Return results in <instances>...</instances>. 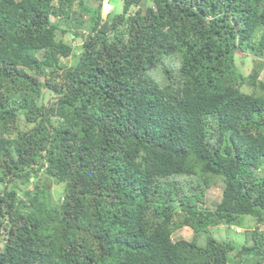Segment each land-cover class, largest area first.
Instances as JSON below:
<instances>
[{"label": "trees", "instance_id": "obj_1", "mask_svg": "<svg viewBox=\"0 0 264 264\" xmlns=\"http://www.w3.org/2000/svg\"><path fill=\"white\" fill-rule=\"evenodd\" d=\"M103 1L0 0V264H264V0Z\"/></svg>", "mask_w": 264, "mask_h": 264}, {"label": "rangeland", "instance_id": "obj_2", "mask_svg": "<svg viewBox=\"0 0 264 264\" xmlns=\"http://www.w3.org/2000/svg\"><path fill=\"white\" fill-rule=\"evenodd\" d=\"M112 4V13H119L122 9V1L121 0H110ZM105 15V14H104ZM102 15V17H105ZM86 34V32H83ZM70 39V38H69ZM80 40H77L76 42H73V50H76L75 52L78 53L80 50V43H82V38H79ZM237 61L241 62V68L245 74H248L251 71V68L253 66V56L248 53H238L236 55ZM74 58L70 57L67 60L64 58L63 61L66 62L68 65L73 62ZM260 77H264V66L261 70ZM249 91V88L245 89ZM261 170L264 171V165L261 166ZM46 186L52 188L54 197L57 195V192L60 190V186L56 185V183L52 179L45 180ZM222 186L223 182L221 179L216 178L214 181V184L207 190L206 195V206L213 208L215 203H217L221 198V192H222ZM56 198V197H55ZM243 218L242 222L239 223V231H237L236 224L227 225V224H220L216 227H212L210 229L211 233L219 240H231L235 242L236 244L243 243L245 239L249 244L252 243V239L250 238V235L246 233V230H250L253 228L254 225V219L251 216L243 215L241 219ZM252 224V226H251ZM260 229L264 232V224L260 225ZM177 235H180L181 237L190 240L192 237V231L187 228H181L179 232L176 231ZM199 242H203V237H198Z\"/></svg>", "mask_w": 264, "mask_h": 264}, {"label": "built area", "instance_id": "obj_3", "mask_svg": "<svg viewBox=\"0 0 264 264\" xmlns=\"http://www.w3.org/2000/svg\"><path fill=\"white\" fill-rule=\"evenodd\" d=\"M110 10V6L107 2H103L102 4V13L106 14L108 13Z\"/></svg>", "mask_w": 264, "mask_h": 264}, {"label": "clouds", "instance_id": "obj_4", "mask_svg": "<svg viewBox=\"0 0 264 264\" xmlns=\"http://www.w3.org/2000/svg\"><path fill=\"white\" fill-rule=\"evenodd\" d=\"M103 2H107L108 4H109V6H110V10H109V12L108 13H106L105 15H104V13H102V5H101V15H104V16H106L107 14H109V13H111L112 12V4H111V2H110V0H104ZM103 2H102V4H103ZM237 231H239V228H237Z\"/></svg>", "mask_w": 264, "mask_h": 264}]
</instances>
